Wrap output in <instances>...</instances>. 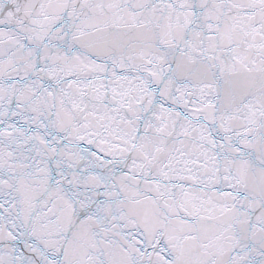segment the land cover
<instances>
[{
    "label": "snow or ice",
    "instance_id": "snow-or-ice-1",
    "mask_svg": "<svg viewBox=\"0 0 264 264\" xmlns=\"http://www.w3.org/2000/svg\"><path fill=\"white\" fill-rule=\"evenodd\" d=\"M0 264H264V0H0Z\"/></svg>",
    "mask_w": 264,
    "mask_h": 264
}]
</instances>
